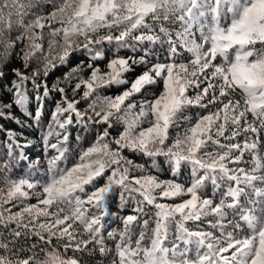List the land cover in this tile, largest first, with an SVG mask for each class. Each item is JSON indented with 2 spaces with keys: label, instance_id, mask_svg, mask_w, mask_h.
<instances>
[{
  "label": "snow or ice",
  "instance_id": "6c2138e0",
  "mask_svg": "<svg viewBox=\"0 0 264 264\" xmlns=\"http://www.w3.org/2000/svg\"><path fill=\"white\" fill-rule=\"evenodd\" d=\"M13 53L22 67L11 69L0 118L20 124L14 104L33 120L47 168L13 178L32 141L0 126V264H81L75 253L107 257V241L110 264H264V0H0V79ZM76 54L87 59L72 65ZM190 108L195 117L183 115ZM73 125L96 134L68 166ZM159 157L171 179L160 178ZM117 190L135 214L107 230Z\"/></svg>",
  "mask_w": 264,
  "mask_h": 264
},
{
  "label": "trees",
  "instance_id": "16d2710c",
  "mask_svg": "<svg viewBox=\"0 0 264 264\" xmlns=\"http://www.w3.org/2000/svg\"><path fill=\"white\" fill-rule=\"evenodd\" d=\"M144 47H146V48L152 47V45L150 43H146L144 45ZM155 47H156L157 51H159L160 45L157 44ZM109 54H110V52H109ZM130 54L131 53L128 52L127 50L121 51V55H130ZM81 59H87V57H85L82 54L74 55V57L72 59V65H75ZM72 65L58 68L52 74H50V76L48 77L49 85H51V83L54 82L56 77H63V74L66 71H68V67H71ZM35 66L36 65L34 62L33 67H35ZM101 66L103 67V64ZM20 67H22V64L16 58L15 53H13V55H12L10 61L7 63V65L2 67V70L5 73V76L3 77V79H0V102H2L3 104H8L9 102H11L13 100V93H12L11 85H12L13 80L16 78L13 76L11 69L12 68H20ZM140 71H141V69L138 68L136 71V74H139ZM132 78H134V75L132 76ZM28 88H29V95L34 96L35 92L32 89L30 84L28 85ZM160 90H162V82L160 85L153 86L152 88L148 89V91L145 93V95H147L149 98H151L153 94L158 95ZM40 91L42 92L43 89H41ZM113 92H115V89H113ZM58 99H59V94L53 93L51 96H49L47 98V100L45 102L43 114L41 117V124L45 128L47 127V124L50 120L51 112L55 106V102ZM138 99H139V97H138ZM36 107H37V104L35 103L34 100H32L28 105V111L34 115ZM80 107L83 108L84 105L81 104ZM5 111H7V109H5ZM197 111H199V109L190 108L185 113H183V115H191V116L195 117V114ZM11 112L16 118H18L21 121V123L17 124L16 122H14L11 119L0 118V126H2L3 128H6V129H12L17 134L22 133L23 134V137L21 138L22 143L24 142L25 139L32 141V144L28 148L25 149V152L28 155L29 160L21 161L20 165L14 169L12 176H13V178H17L19 176L25 175L29 171H33V175L36 178H41L43 176V173L45 172V170L47 168V163H46L45 151H44L42 140H41L40 129L34 125L33 120L30 119L28 115H26L24 112H22L14 104L12 106ZM249 119H251L250 116H249ZM146 126H147L146 124L142 125V127H146ZM117 127L122 128V126H120V125H118ZM69 131L71 133L70 144L74 149H76V152H74L72 154V158L68 162V166H71V164L75 161V156L78 154L79 148L81 146L86 148L94 141L96 129L93 127L91 129H89L87 132H85L81 126L73 125L69 129ZM175 132H176V129H173L172 130L173 135H175ZM77 136H80L79 141H77V139H76ZM260 137H261V140L264 141V132L260 133ZM4 138H5L4 133L0 132V141H2ZM52 142H55V140L53 139ZM126 155H129L130 158L133 159L134 162L137 164H145V165L151 164V158L143 157L139 154H132V153H126ZM37 159H39V163L36 164L35 170H30L29 161L36 162ZM157 159H158L159 164L161 165V169L158 173L160 178L165 179V180L171 179L172 175H171V172H170V169L168 166V162L166 161V159L163 157H159ZM245 159L250 160V155L246 154ZM241 166H245V165H241ZM247 166H250V165H247ZM152 171L154 174L156 173L155 169H153ZM187 175H188V169H187V167H185L184 175L183 176H177L176 179L178 181H182L185 179V177ZM209 191H210V188H209ZM36 202H37V200H36L35 196H30L29 199L26 201V203H31V204H35ZM109 207L112 211H115L117 213V216L116 217H112V216L108 217L107 221L105 222L107 230H111L113 228H122L123 227L122 221L118 217L126 216L129 214H135V213H133V209L135 207V203L133 201H129L127 206H125L123 208L119 207V191L118 190L113 193ZM15 210H18V208L13 209V211H15ZM149 210L151 212L155 211V209H152L150 206H149ZM146 218H147V216L141 217V224L143 222V219H146ZM189 226L194 227V225H192V224H190ZM201 226L207 228V218L204 220V223ZM13 227H14V225H13ZM139 230H140V228H139V226H137V228H136V236L137 237L139 235ZM172 231L174 234V232H175V226L174 225L172 226ZM105 236H106V232H105ZM173 238H174V236H173ZM37 240H38L37 237L32 236V237H29L27 239V242L29 244H31V243L36 242ZM21 243H24V238H22ZM54 243H55V241H54ZM107 244H108V247L110 249H112V252H110L107 257L101 256L98 250H96L92 254H89L87 252H85L83 254L75 253V256H77L81 259V264H110L112 256L114 255V252H115V245H114V242H112V241H107ZM46 247H47L48 252L52 251V248L50 246H46ZM89 247L92 248L93 246L90 245ZM56 250L59 251L61 253L62 257H64V258H66L67 256L73 255L72 250H69L67 253H64L62 248H57ZM46 254L47 253H41V256H40L41 260L46 258Z\"/></svg>",
  "mask_w": 264,
  "mask_h": 264
}]
</instances>
